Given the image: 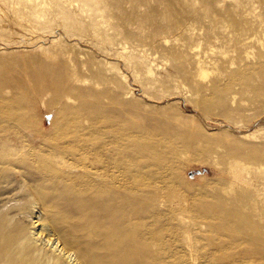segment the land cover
I'll use <instances>...</instances> for the list:
<instances>
[{
    "label": "rangeland",
    "instance_id": "1",
    "mask_svg": "<svg viewBox=\"0 0 264 264\" xmlns=\"http://www.w3.org/2000/svg\"><path fill=\"white\" fill-rule=\"evenodd\" d=\"M0 251L264 264V0H0Z\"/></svg>",
    "mask_w": 264,
    "mask_h": 264
},
{
    "label": "bare ground",
    "instance_id": "2",
    "mask_svg": "<svg viewBox=\"0 0 264 264\" xmlns=\"http://www.w3.org/2000/svg\"><path fill=\"white\" fill-rule=\"evenodd\" d=\"M0 257H3V262L5 264H24V259L18 256H16V254H10V253H7V252H2L0 251Z\"/></svg>",
    "mask_w": 264,
    "mask_h": 264
}]
</instances>
